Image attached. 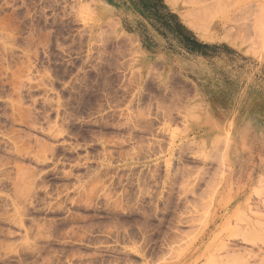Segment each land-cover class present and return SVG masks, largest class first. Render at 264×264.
<instances>
[{"label":"rangeland","instance_id":"374dc122","mask_svg":"<svg viewBox=\"0 0 264 264\" xmlns=\"http://www.w3.org/2000/svg\"><path fill=\"white\" fill-rule=\"evenodd\" d=\"M164 1L200 86L98 0H0V264H264V0Z\"/></svg>","mask_w":264,"mask_h":264},{"label":"crops","instance_id":"0c3cea01","mask_svg":"<svg viewBox=\"0 0 264 264\" xmlns=\"http://www.w3.org/2000/svg\"><path fill=\"white\" fill-rule=\"evenodd\" d=\"M98 2L108 18L113 19L124 33L134 37L145 57L150 60L153 69L161 66L169 73L168 78H175L178 73L180 79L195 84H199L196 83L197 80L204 79L198 74L201 71L199 67L203 64L207 66L209 62L207 54H204L207 43L201 41L196 34H192L176 12L167 7L164 0H98ZM193 42L196 48L202 45L204 55L201 56L199 52H193L188 46H184V44L190 46ZM223 58V52L220 51L218 62L222 63ZM207 91L205 90V95ZM212 112L215 120L224 122L221 127H231L238 113L233 107L227 111L211 109L210 113ZM220 112L222 116L219 115Z\"/></svg>","mask_w":264,"mask_h":264},{"label":"bare ground","instance_id":"6f19581e","mask_svg":"<svg viewBox=\"0 0 264 264\" xmlns=\"http://www.w3.org/2000/svg\"><path fill=\"white\" fill-rule=\"evenodd\" d=\"M243 252V251H242ZM247 252V251H246ZM248 254V253H247ZM246 255V254H245ZM249 255V254H248ZM247 256V255H246ZM245 258V257H244ZM250 258H251V256H250ZM249 261V260H248ZM247 262V261H246Z\"/></svg>","mask_w":264,"mask_h":264}]
</instances>
